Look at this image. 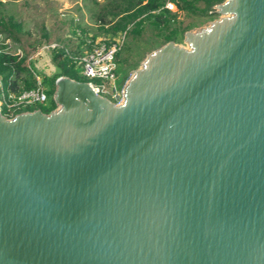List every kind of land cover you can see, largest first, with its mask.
Segmentation results:
<instances>
[{
  "label": "water",
  "instance_id": "95a60500",
  "mask_svg": "<svg viewBox=\"0 0 264 264\" xmlns=\"http://www.w3.org/2000/svg\"><path fill=\"white\" fill-rule=\"evenodd\" d=\"M212 9L118 104L0 115V264H264V0Z\"/></svg>",
  "mask_w": 264,
  "mask_h": 264
},
{
  "label": "rangeland",
  "instance_id": "374dc122",
  "mask_svg": "<svg viewBox=\"0 0 264 264\" xmlns=\"http://www.w3.org/2000/svg\"><path fill=\"white\" fill-rule=\"evenodd\" d=\"M95 2L99 3L101 0H95ZM0 4V14L4 19L9 16L12 19L11 21L15 24L18 23L20 27L14 33L16 39L5 36L10 39L12 49L18 48L20 50L21 56L19 59L22 61L21 64L23 66L29 65L31 71L39 79L44 91H46L47 87L43 78L53 72V67L49 60L50 49L47 48L48 45H59L61 42H65L67 46L74 45L77 40L75 38L76 35L70 34V31L73 30L71 24L78 23L83 31L87 32L86 35L81 37L83 40L87 39L91 34H95L97 32L96 28L101 25L100 22L94 20V16L90 17L92 9L95 7L93 2H87L86 7L81 0H0ZM165 7L168 11L175 14L176 20L181 24H187L189 20H195V18L190 19V16L177 11L170 2H167ZM211 10H213L212 7ZM211 10H207V12ZM217 17L218 15L213 13L212 16L205 20L201 19L202 22L185 31H194L201 28L207 22L217 19ZM110 24L111 22L106 23L104 26L107 27ZM182 34L177 36L173 43L180 47H185V43L182 41ZM77 35H79V32ZM158 36L159 33H156L154 28L144 23L143 26L136 28L133 34H128L124 30H116L112 33L98 34L93 41L95 42L98 39L119 40L121 50L117 62L114 61L115 81L116 85L119 86V84H123L128 79L131 70L138 68L144 56L158 47L161 41ZM85 50V45L78 44L77 55L75 57L72 55V60L76 61L77 57ZM73 68L80 75L79 67L75 63ZM34 74L31 75L33 76ZM46 104L47 99L42 105H32L29 108L37 109L40 106H46Z\"/></svg>",
  "mask_w": 264,
  "mask_h": 264
},
{
  "label": "trees",
  "instance_id": "16d2710c",
  "mask_svg": "<svg viewBox=\"0 0 264 264\" xmlns=\"http://www.w3.org/2000/svg\"><path fill=\"white\" fill-rule=\"evenodd\" d=\"M223 0H101V2H95V0H81L86 7L87 2L95 3V7L92 9L90 17L94 16V20L100 22V26L96 28L97 32L91 34L88 37L89 43L92 44L94 38L98 34H105L107 32H115L116 30H124L128 34H133L136 28L143 26V24H149L156 33H159L161 41L158 47L167 41L176 39L185 30L190 27H194L199 24L201 19H207L213 15L211 7L215 4L222 2ZM170 2L174 5L177 11L182 12L186 16H190L187 24H181L175 18V14L168 11L165 7L166 3ZM1 6V4H0ZM211 10L212 12H207ZM200 19V21H198ZM11 17H4L0 14V33L16 39L14 33L19 30V24H15L11 21ZM109 26H104L106 23H110ZM71 24V23H70ZM73 30L70 34L75 36L74 29L79 32L76 36V42L74 45L67 46L65 42H61L59 45L55 44L50 49V64L53 67V72L47 77L43 78L46 83L45 96L47 99L46 106H40L37 108L41 113H47L54 108V103L51 99L53 91V81L55 77L63 76L69 79L85 82L86 80L78 75L74 70V63L76 66L77 60L73 61L72 55H77L78 44H83L86 49L89 45L85 44V41L81 39L87 32L83 31L82 27L78 23L72 25ZM79 38V39H78ZM104 40V39H103ZM121 47L114 54V61L117 62ZM78 58V57H77ZM21 59L15 60L14 57L0 54V79L1 90L8 89L10 91H16L18 89H28L33 86V77L29 65L23 66ZM36 108H29L28 111H32ZM1 112V111H0Z\"/></svg>",
  "mask_w": 264,
  "mask_h": 264
},
{
  "label": "built area",
  "instance_id": "2783aa9c",
  "mask_svg": "<svg viewBox=\"0 0 264 264\" xmlns=\"http://www.w3.org/2000/svg\"><path fill=\"white\" fill-rule=\"evenodd\" d=\"M74 33L78 36L76 29H74ZM84 41L85 44L89 45V48L77 58L80 76L86 80L85 83L96 95L105 98L112 104H118L122 100V87L124 84L116 85L114 73V54L120 46L119 40L98 39L92 44L89 43L88 38ZM54 46L55 44H49L47 48L51 49ZM11 49L12 43L10 39L0 33V54L8 55L18 60L21 56L20 50L18 48ZM32 77V87L16 91L8 89L2 91L0 79L1 116L11 118L17 113L28 112L27 109L32 105H42L46 99L44 89L35 74Z\"/></svg>",
  "mask_w": 264,
  "mask_h": 264
}]
</instances>
